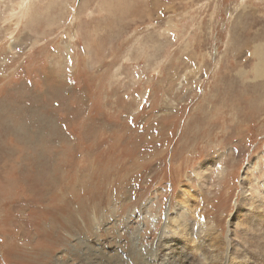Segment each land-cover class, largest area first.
<instances>
[{"label":"rangeland","instance_id":"374dc122","mask_svg":"<svg viewBox=\"0 0 264 264\" xmlns=\"http://www.w3.org/2000/svg\"><path fill=\"white\" fill-rule=\"evenodd\" d=\"M262 190L264 0H0V264H264Z\"/></svg>","mask_w":264,"mask_h":264},{"label":"bare ground","instance_id":"6f19581e","mask_svg":"<svg viewBox=\"0 0 264 264\" xmlns=\"http://www.w3.org/2000/svg\"><path fill=\"white\" fill-rule=\"evenodd\" d=\"M206 166V163H204L202 166H200V169H204V167ZM205 170V169H204ZM203 170V171H204ZM245 170H246V168H245ZM240 180H241V183H240V185H241V195H242V199H241V201H240V204L241 205H243V204H246V201H247V199L245 198V196H243L245 193H246V190L248 189V181H247V177H246V172H242V175H241V178H240ZM251 183V182H250ZM242 185H244L245 187H243ZM257 204H256V206H257V208L258 209H260L261 210V212H260V214H261V218H262V220H260L259 221V223L257 222V223H253V226H255V227H257V226H259L260 228H258L257 230V234H255L254 233V238H256V237H260V235H259V233H260V230H262V227H263V225H264V190H262V192L259 194V197H258V199H257ZM239 205H236V207H238ZM247 206L249 207V205H248V203H247ZM176 216V215H175ZM236 219H237V217H235ZM257 220H259V216H258V218H257ZM256 220V221H257ZM173 223L171 224V227H170V230H171V232L172 231H175L178 235H181V236H183L184 238H186L187 237V235H190V237L191 236H194V233L192 232V227L191 226H188V224L187 223H185V222H183L182 220H179V219H177V218H175V220L174 221H172ZM253 226H252V228H253ZM196 237H197V235H195ZM264 236V235H263ZM204 237V236H203ZM252 237V236H251ZM201 238V237H200ZM200 238H196V239H192V245H197V248H198V246H201V245H203L204 246V242H202L201 241V239ZM254 238H248V242H249V239L252 241ZM206 239V238H205ZM196 240L201 244H197L196 243ZM256 240V242L254 243V244H258V242H259V238L258 239H254V241ZM262 239H260V241H261ZM187 241V240H186ZM252 243V242H251ZM191 244V243H190ZM210 244V243H209ZM248 244V243H247ZM253 244V243H252ZM188 245V244H187ZM227 246H228V244H227ZM252 246V245H251ZM264 246V245H263ZM192 247V246H191ZM249 248V247H248ZM260 248H261V246H260ZM255 249V248H254ZM252 250V249H251ZM210 252V251H209ZM256 254V253H255ZM221 255V254H220ZM222 257V256H221ZM219 259H221V258H219ZM222 260H223V258H222ZM221 260V261H222ZM223 262V261H222ZM212 264H217V263H215V262H213Z\"/></svg>","mask_w":264,"mask_h":264}]
</instances>
